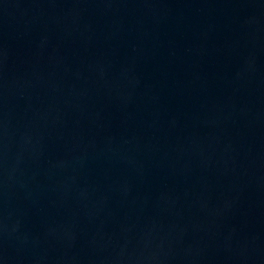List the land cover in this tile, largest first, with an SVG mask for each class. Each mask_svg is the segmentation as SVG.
<instances>
[{
    "label": "water",
    "instance_id": "95a60500",
    "mask_svg": "<svg viewBox=\"0 0 264 264\" xmlns=\"http://www.w3.org/2000/svg\"><path fill=\"white\" fill-rule=\"evenodd\" d=\"M0 264H46L10 243L0 239Z\"/></svg>",
    "mask_w": 264,
    "mask_h": 264
}]
</instances>
